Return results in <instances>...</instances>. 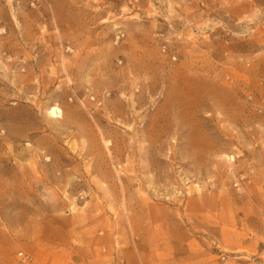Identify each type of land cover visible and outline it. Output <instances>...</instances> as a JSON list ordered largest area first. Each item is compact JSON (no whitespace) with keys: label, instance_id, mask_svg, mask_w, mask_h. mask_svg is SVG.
I'll list each match as a JSON object with an SVG mask.
<instances>
[{"label":"rangeland","instance_id":"1","mask_svg":"<svg viewBox=\"0 0 264 264\" xmlns=\"http://www.w3.org/2000/svg\"><path fill=\"white\" fill-rule=\"evenodd\" d=\"M106 233L264 264V0H0V253Z\"/></svg>","mask_w":264,"mask_h":264},{"label":"crops","instance_id":"2","mask_svg":"<svg viewBox=\"0 0 264 264\" xmlns=\"http://www.w3.org/2000/svg\"><path fill=\"white\" fill-rule=\"evenodd\" d=\"M146 223V222H145ZM170 230V229H167ZM169 233V232H168ZM112 240L109 238L108 233H106L104 236H96L93 240H84L82 243V246L79 247L80 255L76 259L73 264H103L102 262L110 258L112 254ZM191 244H188V247L190 248ZM199 245V244H198ZM175 244L173 242V238H170L167 240V252L166 257L164 259H153V260H146L144 256H142V262L141 264H189L188 260H192L193 264H205V249L204 247H198L197 251L201 250V256L199 253H194L193 250H190L188 248H185L186 255H179L174 254L175 250ZM27 249H30L31 245L29 244L26 246ZM96 248H99L97 250ZM143 254L145 253L144 250L146 249L145 244L141 247ZM104 249V251H103ZM21 251V250H20ZM25 251V250H22ZM18 252V251H17ZM16 252V253H17ZM196 254V255H195ZM101 257L98 259V257ZM126 264H138V260L135 258L134 254L132 252L126 251ZM103 259V261H102ZM17 261V259H16ZM15 259H13L12 255L9 253H0V264H19V262H16Z\"/></svg>","mask_w":264,"mask_h":264},{"label":"built area","instance_id":"3","mask_svg":"<svg viewBox=\"0 0 264 264\" xmlns=\"http://www.w3.org/2000/svg\"><path fill=\"white\" fill-rule=\"evenodd\" d=\"M104 251V249H103ZM16 259L19 264H35L33 256L26 251H18L16 253ZM104 264H126L125 259L117 253L116 250L113 251L110 258H108Z\"/></svg>","mask_w":264,"mask_h":264}]
</instances>
